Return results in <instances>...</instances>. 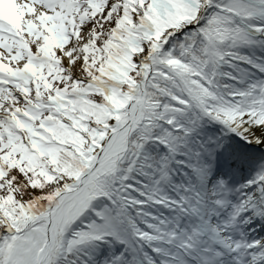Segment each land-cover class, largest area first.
<instances>
[{"label": "snow or ice", "instance_id": "obj_1", "mask_svg": "<svg viewBox=\"0 0 264 264\" xmlns=\"http://www.w3.org/2000/svg\"><path fill=\"white\" fill-rule=\"evenodd\" d=\"M0 264H264V0H0Z\"/></svg>", "mask_w": 264, "mask_h": 264}]
</instances>
